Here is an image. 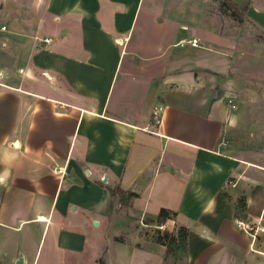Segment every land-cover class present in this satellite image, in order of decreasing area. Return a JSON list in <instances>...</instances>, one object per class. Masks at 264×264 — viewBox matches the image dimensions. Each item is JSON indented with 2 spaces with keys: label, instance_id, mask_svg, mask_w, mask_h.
<instances>
[{
  "label": "crops",
  "instance_id": "0c3cea01",
  "mask_svg": "<svg viewBox=\"0 0 264 264\" xmlns=\"http://www.w3.org/2000/svg\"><path fill=\"white\" fill-rule=\"evenodd\" d=\"M1 27L0 264H264V124L221 104L234 46L199 0H0ZM130 217L184 228L180 258Z\"/></svg>",
  "mask_w": 264,
  "mask_h": 264
},
{
  "label": "rangeland",
  "instance_id": "374dc122",
  "mask_svg": "<svg viewBox=\"0 0 264 264\" xmlns=\"http://www.w3.org/2000/svg\"><path fill=\"white\" fill-rule=\"evenodd\" d=\"M199 5L206 17L214 22L215 31L219 34L227 32L234 46V52L231 53V56L218 58L216 60V71L211 72L220 82L215 87V91L228 93H221V104L229 111H236L237 103L238 107L240 103L243 105L249 103L254 107H258L257 109L247 107V111L254 113L251 116L252 121L250 123L254 125L260 119L263 122L262 124H264V33L255 28L246 19L238 20V17L232 14L225 6H222L219 0H199ZM223 63L228 65V67H226L225 71L219 73V67L223 66ZM258 100L262 103L255 105ZM228 102H231L230 104L235 109H230ZM260 115L261 118H257ZM112 201L111 213L116 207L114 205L116 202ZM126 208L127 206L120 207L124 212H126ZM126 217L128 218V216ZM130 218L134 219L133 223H131L133 228L128 226L129 231L116 232L114 233L115 236L122 238L131 232L132 229L140 228L141 231L139 232L142 235L147 234L145 230H152L150 235L152 239L156 232L165 231L158 227H156L157 230L141 227L138 220L133 217ZM181 253L180 248H171L166 254V262L175 261L176 258H180ZM121 262V264H129L126 257L121 258Z\"/></svg>",
  "mask_w": 264,
  "mask_h": 264
},
{
  "label": "trees",
  "instance_id": "16d2710c",
  "mask_svg": "<svg viewBox=\"0 0 264 264\" xmlns=\"http://www.w3.org/2000/svg\"><path fill=\"white\" fill-rule=\"evenodd\" d=\"M222 6H225L232 14L238 17V20L245 19L244 18V10H239L233 3L229 0H219ZM110 198L114 200L120 207L127 206L129 200L135 197V194L130 192H123L119 188H113L111 190H107ZM174 212L160 209L158 211L156 222L161 223L166 219H171L174 217ZM185 237L186 231L184 228L179 227L176 231V235H172L166 231L156 232V235L152 238V241L156 244H159L165 248V257L164 261H166V254L171 250V248H180L181 252H184L185 247ZM97 264H104L101 259L98 260Z\"/></svg>",
  "mask_w": 264,
  "mask_h": 264
},
{
  "label": "built area",
  "instance_id": "2783aa9c",
  "mask_svg": "<svg viewBox=\"0 0 264 264\" xmlns=\"http://www.w3.org/2000/svg\"><path fill=\"white\" fill-rule=\"evenodd\" d=\"M0 30H4L3 27L0 28ZM49 40L43 39L42 42L43 43H47ZM195 43H193L194 45ZM231 103V102H230ZM229 102L227 103L230 109H235V107L233 105H231ZM230 104V105H229ZM162 113H163V108L162 106H154L151 109L150 112V122L153 126H158L160 124L161 121V117H162ZM240 225V223H238ZM160 228V227H158ZM161 229V228H160Z\"/></svg>",
  "mask_w": 264,
  "mask_h": 264
}]
</instances>
